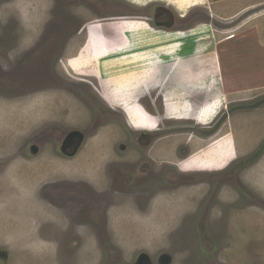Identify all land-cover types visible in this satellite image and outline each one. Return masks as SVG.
<instances>
[{
    "label": "rangeland",
    "instance_id": "374dc122",
    "mask_svg": "<svg viewBox=\"0 0 264 264\" xmlns=\"http://www.w3.org/2000/svg\"><path fill=\"white\" fill-rule=\"evenodd\" d=\"M172 2L0 0V264H135L143 254L154 264L163 254L172 264H264V48L249 37L255 51L238 74L248 84L221 102L228 110L214 128L190 115L167 121L185 96L165 93L163 106L147 94L181 54L167 46L173 37L160 35L159 57L152 45H116L144 27L132 20L163 28L153 10H174ZM238 4L197 7L185 20L174 10L159 30L264 28V0ZM219 12L234 21L225 25ZM147 48L153 53H136ZM210 56L195 61L212 64ZM137 60L148 61L144 69ZM209 72L192 80L204 83ZM142 105L164 125L151 124ZM136 111L141 127L126 114ZM75 131L83 143L63 151Z\"/></svg>",
    "mask_w": 264,
    "mask_h": 264
},
{
    "label": "crops",
    "instance_id": "0c3cea01",
    "mask_svg": "<svg viewBox=\"0 0 264 264\" xmlns=\"http://www.w3.org/2000/svg\"><path fill=\"white\" fill-rule=\"evenodd\" d=\"M234 1L237 5H239L238 0H173L172 4L175 8H173L174 10H176L177 12H182V14H178L179 17L185 20V18H187L189 15V13L187 12L191 9L197 7L201 8V6H204V8L206 9L213 10L215 7L214 5H217V8L222 11L223 8L229 9V2ZM180 2L182 6L178 7ZM221 4L223 7H221ZM174 10H172L173 13H175ZM241 13L242 11H239L235 16H237L238 18V16L240 17ZM217 15L218 12L214 11V13L210 16V19L217 17ZM220 15L221 17L219 19L224 21L225 25H230L234 21L233 17H223L222 12L220 13ZM262 20H264V18ZM249 22L251 21L244 22L242 25L238 24V26L236 27L232 26V28H217L216 25L202 24L194 28V30L189 31L188 33L184 32L181 35H179L180 33L176 34L175 32H167L165 35H163L164 38H166V36L169 38L168 40H166L167 42L174 39L172 44H169L167 46H177L174 50L181 54L173 57L172 62L175 63V65L173 66L174 69H171L166 74L164 72L163 74L165 75L162 77L163 81L159 83L158 86L154 85V87L149 90V93L147 95L153 96V100L155 103L160 100L163 103V106L165 104L163 100L165 98V93L168 94L170 99H173L177 94L182 93L181 97L185 96V101L188 102L186 106L181 104L180 106L175 107L174 114L167 115V121L172 120L173 122H179V120H184L185 118H187V116L190 115V118L192 116L194 117H192V119L195 125H198L204 129L211 130V128L215 124V121H217V119L221 117L222 113L227 112L226 110L228 109H226L225 106L223 107V105H225L223 102L228 99V94H235L238 87L246 86V84H248L244 81L245 85H242L241 80H244L242 78L243 76L238 74L240 71L239 66H241L240 63H243L246 58L249 57L248 55H252V52L254 53L255 51L254 45H251L248 42L249 37L251 35H254V39L258 37L260 45H256L258 47L264 48V28L260 26L257 27V24H255L254 26L250 25ZM132 23H142V25L146 27V29L148 27V20L145 18L137 21L132 20ZM211 23H214V21L211 20ZM258 24L260 23L258 22ZM158 32H160L159 29L156 30L153 28H151V30L147 29V31L143 30V32L140 30L134 32L126 30L123 34V41L119 43V46L116 44L115 45L116 47H120L122 50L125 49L123 46L127 43H130L131 46H134L135 42H139L143 45V47L152 45V47H156V55L157 57H159L165 53L161 51V49L167 46L163 45L161 47V41H159V37L161 38V36L156 34ZM137 33L141 34L138 35ZM111 35L112 36L110 38L106 37V39H113L114 33L111 32ZM172 37L173 39H170ZM176 37L180 38H178L177 40ZM166 41L164 40L161 43H166ZM233 42H236L235 49L230 47L231 45H233ZM196 48H199V50L195 51ZM150 52L151 50H148L147 48L142 49L141 51H137L136 53L145 56V54H148ZM206 55H211L212 58H214L215 55V62L212 64L200 65L197 63V61H195L196 58ZM137 62L139 63V68L144 69L148 61H144L143 63V60H137ZM189 66L195 67L196 69L184 68ZM201 69L211 70V72L208 73L206 81L204 83H200L199 80L193 81L192 78H194V75L198 74V70ZM157 74L158 77L155 79L152 78V82L160 79L159 76L161 75L159 71H157ZM238 92L239 91H237V93ZM155 94L157 95L154 96ZM221 102L223 103V105ZM212 105L213 108H211ZM169 106L170 102L166 103L167 109L170 108ZM142 107L144 109L143 111L150 117V119L156 120L157 124L160 119L161 125H159H164V120L166 119L162 117L163 114L161 115L159 113V116L156 111L155 113L149 112L143 105ZM187 109L189 111H187ZM181 112H184V114H181ZM196 114H199V116L197 117ZM207 115H209L208 119ZM225 128L226 127H224V129ZM221 131L219 132V134L221 133ZM229 132H231V129ZM200 139L204 140L203 138ZM186 140L189 139L186 138ZM209 140L204 141L205 143H207ZM231 141L233 142L231 146L233 147V154L235 157V154H237L236 140L235 138L231 137ZM207 150L208 149L206 147V153L208 152ZM213 153L218 157V150H214Z\"/></svg>",
    "mask_w": 264,
    "mask_h": 264
},
{
    "label": "flooded vegetation",
    "instance_id": "af4514ba",
    "mask_svg": "<svg viewBox=\"0 0 264 264\" xmlns=\"http://www.w3.org/2000/svg\"><path fill=\"white\" fill-rule=\"evenodd\" d=\"M153 16H154V24H156V25H159V26H162V27H169L170 25H171V21H172V19H173V17H174V15H173V13L170 11V10H168V9H165V8H163V6H158V7H156L154 10H153ZM167 22H168V24H167ZM158 23H162V24H158ZM153 24V25H154ZM168 25V26H167ZM155 26V25H154ZM156 27V26H155ZM170 28V27H169ZM138 30H140V31H143V30H145V31H147V29H146V27H143V28H140V29H137V28H134V29H132V30H130V31H138ZM157 35H165V33H163L162 31H160V32H158V33H156ZM134 35V34H133ZM127 44H129V43H127ZM125 45V46H123V47H126V48H128V45ZM138 106V105H137ZM134 114H131V115H128V113H126L127 114V116L131 119V122H132V124L134 125V126H137V127H141V126H143V125H141L140 123H141V121H142V118H144V114H142V113H140L139 111H136V112H133ZM139 115H140V117H139ZM197 115V117L199 116L198 114H196ZM145 118H148V119H150V117H148L147 115H146V117ZM150 121H151V124H153V122L155 121V120H152V119H150ZM146 125H149V124H146ZM145 137L147 136V135H144ZM81 140L79 139V140H76L75 141V143L74 144H70L69 146H67V147H65V150H63V151H65V152H67V150H69V148H71L70 150H72V146L74 147V148H76L77 149V147H78V143L80 142ZM65 143H66V140H65ZM151 147V146H150ZM73 154H74V152H73ZM72 154V155H73ZM151 154V153H150ZM74 157V156H73ZM156 159V158H155ZM140 257V256H139ZM139 257H138V259H139ZM138 259H137V261H138ZM136 261V262H137ZM142 264H148L146 261H144ZM158 264V263H157Z\"/></svg>",
    "mask_w": 264,
    "mask_h": 264
},
{
    "label": "water",
    "instance_id": "95a60500",
    "mask_svg": "<svg viewBox=\"0 0 264 264\" xmlns=\"http://www.w3.org/2000/svg\"><path fill=\"white\" fill-rule=\"evenodd\" d=\"M81 140V143L84 141V135L78 131L72 132L68 135L66 139V147L70 144H74L76 140ZM144 261H146L148 264H154L151 260V258L147 254H143L139 257L138 261L135 264H142ZM173 263V257L170 254H163L160 256L158 260V264H172Z\"/></svg>",
    "mask_w": 264,
    "mask_h": 264
},
{
    "label": "clouds",
    "instance_id": "9594fccd",
    "mask_svg": "<svg viewBox=\"0 0 264 264\" xmlns=\"http://www.w3.org/2000/svg\"><path fill=\"white\" fill-rule=\"evenodd\" d=\"M170 11L172 12V10L170 9ZM173 13V12H172ZM174 14V13H173ZM156 28L157 29H167V28H165V27H163V28H161V27H157L156 26ZM159 31H161V30H159ZM149 96H151V95H149ZM152 104H154V103H152ZM139 131H144L143 129L142 130H139ZM146 131V130H145ZM153 132H157V131H154V130H152ZM189 159V157L186 159V161Z\"/></svg>",
    "mask_w": 264,
    "mask_h": 264
}]
</instances>
